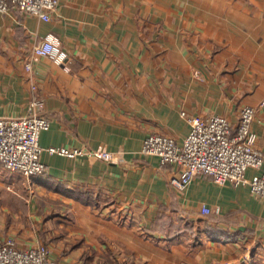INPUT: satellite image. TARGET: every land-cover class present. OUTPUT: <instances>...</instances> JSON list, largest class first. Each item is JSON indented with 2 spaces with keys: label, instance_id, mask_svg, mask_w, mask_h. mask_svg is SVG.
<instances>
[{
  "label": "crops",
  "instance_id": "obj_1",
  "mask_svg": "<svg viewBox=\"0 0 264 264\" xmlns=\"http://www.w3.org/2000/svg\"><path fill=\"white\" fill-rule=\"evenodd\" d=\"M50 32L70 72L34 53ZM35 93L51 120L48 169L28 178L0 162V238L45 244L59 264H264V198L249 184L199 174L182 190L178 164L141 152L155 133L182 144L183 112L237 125L246 105L264 150V0H60L50 20L0 13V114H29ZM99 149L116 159L89 153Z\"/></svg>",
  "mask_w": 264,
  "mask_h": 264
},
{
  "label": "built area",
  "instance_id": "obj_2",
  "mask_svg": "<svg viewBox=\"0 0 264 264\" xmlns=\"http://www.w3.org/2000/svg\"><path fill=\"white\" fill-rule=\"evenodd\" d=\"M59 6V0H0V13L13 9L50 20ZM37 56L50 58L66 72L71 71L70 56L61 38L50 32L35 46ZM31 68V64H28ZM36 89V85L33 86ZM43 100L35 93L30 104V113L25 116L7 117L0 114V162L13 171H21L32 178L44 174L48 166L42 161L44 148L40 137L50 128L49 117L38 109ZM183 114L192 124V130L182 144L162 133L148 136L141 152L160 157L162 164L176 163L181 168L179 178L173 182L182 190L199 174L209 175L220 184H249L254 195L264 198V171L252 178L246 176L249 167L261 169L264 166V150L258 146V134L252 127L256 116L254 107L247 105L241 110L237 125L221 115H210L195 119ZM52 153L70 157L85 154L80 149L49 148ZM91 155L107 161L116 159V153L105 149L91 150ZM202 212L209 214L211 208L202 205ZM0 264H59L45 244L23 248L14 239L0 238Z\"/></svg>",
  "mask_w": 264,
  "mask_h": 264
},
{
  "label": "rangeland",
  "instance_id": "obj_3",
  "mask_svg": "<svg viewBox=\"0 0 264 264\" xmlns=\"http://www.w3.org/2000/svg\"><path fill=\"white\" fill-rule=\"evenodd\" d=\"M59 2H60V0H59ZM246 106H247V105H246ZM250 106H251V105H250ZM42 107H43V105H42L39 109H41ZM252 107H253V106H252ZM255 110H256V109H255ZM186 114H187V113H186ZM27 115H28V114H27ZM43 115H44V114H43ZM24 116H25V115H24ZM45 116H46V115H45ZM47 117H48V116H47ZM59 148H61V147H59ZM97 207H98L99 209H100V208L103 209V206H98V205H97ZM202 213H203V212H202ZM203 214H204V213H203Z\"/></svg>",
  "mask_w": 264,
  "mask_h": 264
}]
</instances>
